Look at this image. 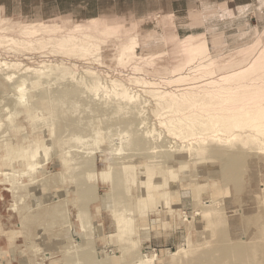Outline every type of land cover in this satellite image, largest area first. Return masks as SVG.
<instances>
[{"label":"rangeland","instance_id":"374dc122","mask_svg":"<svg viewBox=\"0 0 264 264\" xmlns=\"http://www.w3.org/2000/svg\"><path fill=\"white\" fill-rule=\"evenodd\" d=\"M88 18L135 29L91 31L86 54L60 48L53 26L23 32ZM0 37V264H137L153 254L155 264H238L231 246L264 238V145L250 132L226 144L169 123L175 108L209 103L206 88L264 85V0H0ZM190 42L201 50L187 55ZM185 91L196 99L157 97ZM37 149L26 172L20 154ZM148 169L160 194L151 208L138 202ZM120 213L132 234L117 227Z\"/></svg>","mask_w":264,"mask_h":264},{"label":"bare ground","instance_id":"6f19581e","mask_svg":"<svg viewBox=\"0 0 264 264\" xmlns=\"http://www.w3.org/2000/svg\"><path fill=\"white\" fill-rule=\"evenodd\" d=\"M115 22L116 21H113V20H112V22H110L106 18L105 19L104 18L103 19L102 18H100V19L99 18H94V19H89L88 18V20L76 22V23H74V25L68 26V25H62L61 23H59V24L56 23V24L49 25L48 23H43L41 21V22L33 23L31 27H25L23 32H31L32 31L31 33L35 34V33L39 32V31H41L42 29H45V28L47 29L48 27L53 26V28H55L56 31H58L60 33L57 36L54 35L56 37L53 38V39H55L58 42L57 44H59L60 48L67 49L68 47H70V48L73 47V49H76L78 47L80 50H82L83 53L86 54V53H91L92 51L90 52V50L93 47L89 46V44H88V46H85L84 44H82L83 41L81 42V40H82L81 38L90 37L89 35L91 34V31H95V33H97V32L98 33H100V32L101 33L102 32L103 33L104 32H106V33L107 32H109V33L110 32L123 33L124 32L125 34H127V32L135 29V25L134 24H133L134 25L133 27L127 29L121 23L117 24ZM28 26H30V25H28ZM52 32H54V31H52ZM103 33H102V35H103ZM106 33L103 36H109V34L107 35ZM29 34L27 36H30ZM41 34H43V33H41ZM52 34H55V33H52ZM56 34H58V33H56ZM32 35L33 34H31V36ZM94 36H95V34H94ZM0 38H2V37H0ZM39 39H41V37ZM42 40H40V41H42ZM49 40H51V37H50ZM11 41L15 42L13 40V38L11 39ZM18 41H20V40H18ZM21 42H22V40H21ZM44 42H46V41L44 40ZM19 44H21V43H19ZM47 46H48V40H47ZM122 46H123V54H125L124 52H126L128 50H134L135 49L136 41L133 40L131 42L125 43ZM188 47L192 50V52L188 51V53H186L187 55H191L194 52L198 53L201 50V46L199 44H192L191 42L189 43ZM96 49H97V46H96ZM129 53H131V52H129ZM260 55H261L262 58H264V49L261 51ZM200 56H202V55H200ZM144 59H145V57H144ZM3 64L9 66L8 64H10V63H7V64L3 63ZM3 64H1V65H3ZM258 64H259V62L258 63H253L252 68L254 66H257ZM16 65H18V64H16ZM27 69L28 68H26V70ZM30 70H31V68H30ZM40 72H42V71H40ZM36 73L39 74V70H36ZM13 75L12 74L8 75V78L11 80L13 78ZM23 82L19 83L17 85L14 84V85H16L15 89L17 91H21V92L23 91V86H24ZM93 83H95V82H93ZM206 84H207V82H206ZM101 86H102L101 83H99V82L97 83L96 82L95 85H94L93 90L96 89L98 91ZM117 86H122V84L118 83ZM202 86H200L199 91L201 90ZM255 88H252V87L245 88L244 87V89L240 88L241 90H237L236 89L237 91L234 90V89H227L223 96H221L222 95L221 93L214 94L213 92H209L211 90L206 88L208 90V93H206V94H208V95L212 94V95H210L212 97L210 98L211 101L209 100V103H202V102H205L206 100H204V101L200 100V101H202V102H200V104L197 103V102H194V103L190 104L191 107H189L188 110H184V109H182V107L175 108L172 111V113H174L175 116L178 115V117H175L174 119H171L169 121V123L174 128H178L179 129L178 130L179 133L180 134L184 133L185 136L187 135V133H186L187 131H189V134H191V136L192 135H195V136L196 135H200V136L203 135L204 139L206 138L205 136L209 135L213 139V142L214 141H222V137L223 136H227V137L229 136L228 138L225 139L226 144L227 143L230 144L233 141H235V139H237L239 136H241V135L243 136L244 134H248L250 132V133H253V135L251 137L254 138L253 139L254 141H258L259 143L264 145V85L259 86L256 89ZM15 89H13V90H15ZM121 92H122L121 95H123L125 98H131V97L128 96L129 94H128V91H127L126 88H122ZM185 92H187V91H185ZM201 92H202V90H201ZM203 92H205V91H203ZM159 93H160V91H159ZM197 93H199V92H197ZM161 94H163V95H159L157 93V95H159V96H157L158 99L164 100L168 96H173L174 97V103H176L175 101H176V98H178V97H180V101L183 102V103L184 102L185 103H190L191 101H193V99H196V97L194 96L196 94H194V95L192 93L188 94V92L186 94H184V93L182 94L181 93L182 95H169L170 93H161ZM200 95L202 96V94H200ZM203 95H204V93H203ZM209 97L207 96L208 99H209ZM202 99H204V98H202ZM158 101L160 102V100H158ZM198 108L200 109V113L196 114V111H197L196 109H198ZM169 109H173V106H169ZM192 110H194V111L196 110L195 113ZM185 130H187V131L185 132ZM97 134H100V132H98ZM180 134H177V137L178 136L180 137ZM248 136H249V134H248ZM181 138H183V137H181ZM192 138H193V136H192ZM203 142L206 143V140H203ZM232 147H233V145H232ZM206 150H207V148H206ZM38 154H39V149H37L30 156H27L26 155V151H24V150L21 152L19 158L22 159L23 161H25L26 168H27L25 170L26 172L28 170H32V171L35 170L37 165L33 164L32 162L38 157ZM218 154H219V152H218ZM201 155L203 156L204 153L203 154L201 153ZM128 169H130V168L127 167L126 170H128ZM169 169H170V167H169ZM109 171H110V168L108 169V166H107V169L101 172L102 175L100 176L101 177L100 179L103 182H106V180H108L110 178V172ZM94 174L91 173L89 177L91 178ZM170 174L173 177L176 176V175L173 174L172 169H170ZM139 178L141 179V181H143V184H145V183L147 184V182L149 183V181L151 182L152 179L154 178L152 169H148L146 175L140 176ZM177 181L178 180H174L173 183H176ZM151 183H149L150 185H147V187H148L147 190L148 191H146V190L143 191V194L141 195V197H139L138 202H139L140 206L148 205V203L152 202L156 198V196L160 197L159 192L157 193L158 189L155 187V185H152ZM14 189L16 190V188H14ZM150 189H153V191H150ZM167 194H168V196H170L169 193H167ZM168 196H167V199H168ZM211 204H212V202H211ZM153 205H154V202H153ZM150 206H152V205H150ZM154 207H156V205ZM143 208H145V207H142L140 209V211L143 212V210L147 209V208H145V209H143ZM149 210H151V209H148V211ZM222 213L224 214V212H222ZM222 213H221V216L219 217V222L220 223H222V221H223L222 217L225 218L224 217L225 215L222 216L223 215ZM143 214H144V212H143ZM116 216H117V227L119 228V230L122 233V235L127 234L126 232H129L130 234H132L129 229L131 227L133 228V226H132V223H133L132 221L133 220L130 219V218H127V217L125 218L122 215V213H120L119 215H116ZM206 216H208V214ZM115 221H116V219H115ZM223 225H225V224H223ZM134 228H135V226H134ZM261 237L259 238V240L258 239L250 240L249 243L247 244V246H243V247H240V248H239V245H236L235 243H233V244H235L233 246H231V244H230L231 247H235L236 248L235 249L236 254L235 253H233V254H235L234 256L236 257V259H238L237 261H239L240 264H260V256L261 255H259L258 253L263 254L261 252L262 251L261 240L264 239L263 237L262 238ZM218 242L222 243L223 239H222V242L220 240H218ZM209 244L207 243V245H209ZM216 244L217 243L215 242L214 245H216ZM226 244L227 243L224 242L223 245L225 246ZM217 245L219 246V244H217ZM218 246H216V247H218ZM223 248L224 247L221 246L220 249L224 250ZM225 248H226V246H225ZM218 249H219V247H218ZM187 250H189V249H187ZM187 250L183 249V250L171 253V255H170L171 259L174 260L177 256L180 255L181 252L186 253V255H188L189 253L187 254ZM228 251H229V254H230L229 248H228ZM231 251L234 252V250H231ZM191 253H193V251H191ZM156 257L157 256L155 254L150 255V256L149 255H143V257L140 258L137 261V264H155ZM180 260H182V259H180ZM237 261H234V263L237 262ZM239 262H238V264H239ZM193 263L194 262H192V264Z\"/></svg>","mask_w":264,"mask_h":264}]
</instances>
